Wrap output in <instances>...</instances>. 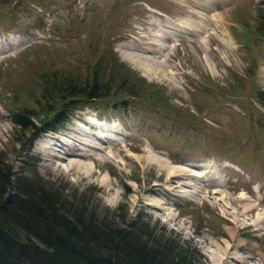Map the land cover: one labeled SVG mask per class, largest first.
<instances>
[{
	"label": "rangeland",
	"instance_id": "rangeland-1",
	"mask_svg": "<svg viewBox=\"0 0 264 264\" xmlns=\"http://www.w3.org/2000/svg\"><path fill=\"white\" fill-rule=\"evenodd\" d=\"M259 4L260 0H0V159L14 172L54 184L64 196L81 194L98 216L149 223L179 247L193 249L200 264H213L211 254L217 253L211 245L226 248L238 243L241 247L232 256L259 264L246 259L264 258V108L257 99L264 91V36L257 31ZM156 17L169 28L183 29L186 39L163 42L157 35L159 22H152ZM158 47L165 51L155 54L152 50L158 52ZM112 55L128 78L112 76ZM43 67L80 81L111 77L112 97L78 112L48 137L40 136L27 151L28 135L10 117L27 111L39 122L50 118L41 111L46 104L39 78ZM138 77L152 86L145 91L151 98H144ZM123 83L133 84L141 98H128L118 90ZM119 98L126 106L112 108ZM91 114L106 124L116 122L129 148L108 147L109 159L86 150L79 135L66 136L85 125L81 121L94 119ZM49 137L61 142L47 141ZM50 146L61 149L62 155ZM63 147L107 158L93 163L88 161L94 154L89 160L80 158L82 167L69 173L66 164L79 160L59 158ZM51 152L58 172L45 166V155ZM158 161L167 167L161 168ZM209 165L218 167L225 181L221 188L210 187L213 192L189 177ZM182 171L189 180L171 179L172 172ZM208 191L207 198L203 193ZM240 197L258 206L238 217L240 226L234 228L229 214L246 203ZM256 220L260 230L251 228ZM228 230L239 236L231 239Z\"/></svg>",
	"mask_w": 264,
	"mask_h": 264
},
{
	"label": "trees",
	"instance_id": "trees-1",
	"mask_svg": "<svg viewBox=\"0 0 264 264\" xmlns=\"http://www.w3.org/2000/svg\"><path fill=\"white\" fill-rule=\"evenodd\" d=\"M258 8L257 31L264 36V0ZM112 56V76L128 78ZM42 72L39 78L46 104L41 111L50 118L39 122L37 115L27 111L10 117L28 135L27 151L43 133L59 130L78 111L112 97L111 77L80 81L45 67ZM139 83L144 98H151L146 92L152 86L143 79ZM135 88L123 83L118 90L127 92L128 98H141ZM257 99L264 108V91L258 92ZM122 100L113 102L112 108L125 107ZM127 218L98 216L81 194L64 196L54 184L21 170L14 172L0 159V264H200L190 247H179L149 223Z\"/></svg>",
	"mask_w": 264,
	"mask_h": 264
},
{
	"label": "bare ground",
	"instance_id": "bare-ground-1",
	"mask_svg": "<svg viewBox=\"0 0 264 264\" xmlns=\"http://www.w3.org/2000/svg\"><path fill=\"white\" fill-rule=\"evenodd\" d=\"M211 19H213V18H211ZM213 22L214 23H216V25H217V27H219V28H221L222 27V24H220V23H217L216 21H215V19L213 20ZM158 26V28H157V30H158V32H157V35H159L158 36V38H162V40H163V42H166L167 41V39H170V41L172 40V43L174 42V41H180V40H182V39H186V33H184V30L183 29H179V28H177V27H175L174 26V28H169L168 26H165V25H162V24H158L157 25ZM157 37V36H156ZM188 39V38H187ZM189 40V39H188ZM159 48V50H158V52H156L155 50H152V51H154L155 52V54H160V52H163V51H165L162 47H158ZM151 49V48H150ZM162 50V51H161ZM145 52L146 51H144L143 53L145 54ZM0 53H2L1 51H0ZM147 55H150V54H147ZM151 57L153 56V54L152 55H150ZM154 57H156V56H154ZM88 115V114H87ZM86 115V116H87ZM92 116H93V118L94 119H90V118H87L86 119V121H81L82 123H84L85 125H83V126H81L80 125V128L78 127V129H72L71 131H70V133L68 134V135H66V136H68V138H72L73 139V135H74V137H75V135H79V140L80 141H82V145H85V143H86V146L89 148H86V150H88V151H93L94 153H96V152H98V153H103V156H106L107 155V153H110V152H107L106 150H107V148L108 147H110V146H112V148H110V149H118V150H120L118 147H119V145H118V143H116V142H114V141H108V140H106V139H104V137H106V138H108L109 136L110 137H114V136H116V135H119V130H118V128H116V129H114L115 128V126H116V124L115 125H113V127L112 128H110V129H105V128H102L101 127V125L100 124H97V123H99V122H97L96 121V118H95V116L93 115V114H91ZM1 120H2V122H3V118L2 117H0V122H1ZM101 123V122H100ZM101 124H103V123H101ZM104 125V124H103ZM106 126V125H105ZM87 127V128H86ZM82 131V134L83 135H80V132ZM73 132H75V133H73ZM84 132L85 133H87L88 135H87V137H85L84 138V136H86L85 134H84ZM115 134V135H114ZM94 136V138H92L91 136ZM0 136H1V134H0ZM3 139V138H2ZM123 139V138H122ZM50 140V142L51 141H56V142H61V141H58V140H56V138H53V137H49L48 138V140L47 141H49ZM47 141H42V144H45ZM76 142H77V140H75ZM63 142V141H62ZM66 142V144H70L71 142H67V141H65ZM0 143H2L1 142V137H0ZM78 143V142H77ZM3 144V143H2ZM48 144V143H47ZM50 144H52V143H50ZM90 144H93L94 146H91ZM54 146V145H53ZM70 146V145H69ZM43 147L44 146H42L41 148L43 149ZM46 147H49V144L46 146ZM45 147V148H46ZM51 148L50 149H53L54 151H53V153H56V154H61L60 152L62 151L61 149H59L58 147L57 148H53L52 146H50ZM71 147V146H70ZM81 149H83V148H81ZM109 149V148H108ZM63 150H64V154H63V156H58L59 158H62V159H64V157H71V158H73V159H80V158H82V159H86V160H89V158L92 156V154H94V153H88L87 154V152H85V151H82V150H80V151H78L77 152V150H74V149H72V150H70V149H68V148H64L63 147ZM104 150V151H103ZM149 151H151L152 153L154 152L152 149H150ZM156 155H161V154H159V153H157V152H154ZM45 154H47V153H45ZM49 154H52V152L51 153H49ZM131 154V153H130ZM55 154H52L51 156H47V155H45V158H44V163L46 164L45 166L46 167H49L50 169H52V170H54L55 172H58L59 171V169H60V167L59 166H54V164H53V156H54ZM62 155V154H61ZM98 155V154H97ZM96 154H94V157H93V160H89L88 162H98L100 159H103V160H105L107 157H109V154L107 155V157L105 158V157H103L102 155H101V157L102 158H100L99 156H97ZM109 159H111L110 157H109ZM146 159H149V158H146ZM108 160V159H107ZM137 161L138 160H140L139 158H137L136 159ZM167 160V159H166ZM108 161H110V160H108ZM167 161H169L170 163H172V164H177V162L175 161V160H171V159H169V160H167ZM141 162H142V160H141ZM148 162V161H147ZM159 162V161H158ZM80 163H82L80 160L77 162V163H67L66 164V167H67V171L69 172V173H76L75 172V169L74 168H77V167H82L81 165H80ZM151 163V162H150ZM160 163V165H161V168H163V167H167V165H163V163H161V162H159ZM159 163H158V165H159ZM152 164V163H151ZM174 169V168H173ZM210 171H211V169L208 167V168H206V170H204L201 174H196V173H193L194 175H191V176H189V177H191L192 179H195V181H197V182H199L200 183V186H198L199 188L200 187H206L207 189H209L211 192H213V188L212 189H210V187H222V186H224V185H222L223 183H220V182H215L214 180L212 181V180H210V179H207V175L210 173ZM183 172L184 171H182V172H180V173H182V174H180L179 172H172V174H170L171 175V179L173 180V179H178V178H180V179H185V180H189V179H187V178H184V177H186V173L185 174H183ZM170 173V172H169ZM200 173V172H199ZM206 174L203 178H202V175L203 174ZM78 174V173H77ZM185 175V176H184ZM102 182H105V180H103ZM184 184V183H183ZM183 184H180L181 186H183V187H187V186H184ZM189 186V185H188ZM179 188V187H178ZM219 188V190H221ZM201 190V189H200ZM204 191V190H203ZM197 193H199V192H197ZM196 193V194H197ZM204 195H205V197H209V191L208 192H205V193H203ZM213 194V193H212ZM219 194V193H218ZM219 196V195H218ZM223 195H221V198H223L222 197ZM239 200H241L242 202H246L245 204L244 203H240L242 206H241V208H239V209H237V208H233V209H231V212H230V214H229V216H230V219L228 220L230 223H232L233 224V226H234V228L235 227H237V226H240V221H238V217H244V216H246V214L247 213H249V212H252V211H254L255 209H256V207L258 206V205H252V204H250L251 202L250 201H246V200H243V198L242 197H240L239 198ZM222 202V201H221ZM223 203V202H222ZM260 204V203H259ZM259 216L260 215H257V217L259 218ZM261 218V221L264 219V217L262 216V217H260ZM258 221L259 220H256V221H254V223H253V225L254 226H251V228H256V229H258V230H260L259 228H257L256 226H258L260 223H258ZM260 221V222H261ZM234 231H235V229H234ZM237 236H239V232H233L232 230L230 231V230H228V235L230 236V238L231 239H235V236L236 235ZM211 247H213L215 250H216V253L217 254H215V253H213V255L211 254V256H212V263L213 264H231L229 261L232 259L234 262H235V264H248L246 261H244L242 258H237V257H233L232 255V252H233V250H235V251H238V249H240V247H241V244H236V246H233V247H229L228 245L226 246V248H220V247H218V246H213V245H211ZM241 250H242V248H241ZM242 252H243V250H242ZM247 260H250V262L251 261H257L259 264H264V258L263 257H252V258H246Z\"/></svg>",
	"mask_w": 264,
	"mask_h": 264
}]
</instances>
